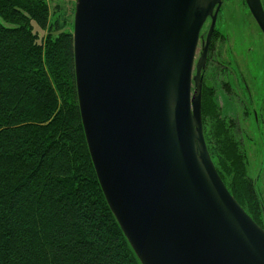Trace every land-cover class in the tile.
I'll list each match as a JSON object with an SVG mask.
<instances>
[{
	"label": "water",
	"instance_id": "obj_1",
	"mask_svg": "<svg viewBox=\"0 0 264 264\" xmlns=\"http://www.w3.org/2000/svg\"><path fill=\"white\" fill-rule=\"evenodd\" d=\"M264 35L261 0H245ZM222 0H77L73 48L85 138L141 264H264V230L220 177L203 76ZM211 28L198 59L200 34Z\"/></svg>",
	"mask_w": 264,
	"mask_h": 264
},
{
	"label": "trees",
	"instance_id": "obj_2",
	"mask_svg": "<svg viewBox=\"0 0 264 264\" xmlns=\"http://www.w3.org/2000/svg\"><path fill=\"white\" fill-rule=\"evenodd\" d=\"M52 25L46 0H0V264H141L89 153L73 35L54 36ZM36 29L49 34L40 38ZM202 94L204 136L215 167L263 229L242 201L245 192L255 196L242 146L228 124H207L211 98Z\"/></svg>",
	"mask_w": 264,
	"mask_h": 264
},
{
	"label": "rangeland",
	"instance_id": "obj_3",
	"mask_svg": "<svg viewBox=\"0 0 264 264\" xmlns=\"http://www.w3.org/2000/svg\"><path fill=\"white\" fill-rule=\"evenodd\" d=\"M46 3L50 9L53 35L73 33L77 0H46ZM56 28L58 31H54ZM36 31L40 38L49 34L46 30ZM212 36L202 89V93L205 91L211 98L208 109L212 119L209 118L207 124L214 126L217 121L225 126L228 124L236 145L242 146L240 152L246 178L255 195L251 198L247 192H242L245 195L242 201L246 210L257 213L264 230V108L261 107L262 103L264 105V36L244 0H222ZM199 52L200 47L197 58ZM246 69L256 84L252 101L243 92L241 82L242 72ZM213 143L217 144L218 140L214 138ZM227 185L230 186L229 178ZM238 189L242 191L240 186Z\"/></svg>",
	"mask_w": 264,
	"mask_h": 264
},
{
	"label": "flooded vegetation",
	"instance_id": "obj_4",
	"mask_svg": "<svg viewBox=\"0 0 264 264\" xmlns=\"http://www.w3.org/2000/svg\"><path fill=\"white\" fill-rule=\"evenodd\" d=\"M245 2V0H244ZM262 4H263V7H264V0H261ZM246 3V2H245ZM247 6V5H246ZM248 8V7H247ZM221 9V8H220ZM251 14V13H250ZM252 16V15H251ZM254 19V18H253ZM255 21V20H254ZM256 23V21H255ZM208 26V30L205 31V26ZM257 25V23H256ZM258 26V25H257ZM210 28H211V20L208 19L207 22L205 23V25L203 26V29L201 31V34H200V39H199V45H198V50H199V47H200V52H199V56L198 58L200 57L201 53H202V50L204 48V46L206 45L207 43V38H208V34H209V31H210ZM215 28V27H214ZM259 28V27H258ZM260 30V28H259ZM261 32V30H260ZM262 33V32H261ZM263 35V33H262ZM264 36V35H263ZM212 35H211V38H210V42H209V47H208V54L210 52V48H211V42H212ZM198 50H197V54H198ZM208 54H207V59H208ZM197 58V57H196ZM197 58V59H198ZM207 61V60H206ZM205 70H206V67H205ZM204 70V72H205ZM204 78V76H203ZM241 82L243 83V92L247 95V98L252 101L253 100V94L256 90V84H255V81L253 79V77L251 76V73L248 69L246 70H243L242 72V75H241ZM230 86V85H228ZM230 88V87H229ZM262 108H264V105L262 103L261 105ZM243 110L245 111L246 110V106L243 108ZM246 113V111H245ZM254 116H255V119H256V124L258 123V117H256V112L253 113ZM258 125V124H257Z\"/></svg>",
	"mask_w": 264,
	"mask_h": 264
}]
</instances>
